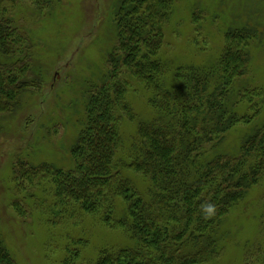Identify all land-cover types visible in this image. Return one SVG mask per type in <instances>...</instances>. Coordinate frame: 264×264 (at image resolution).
<instances>
[{"label":"trees","instance_id":"16d2710c","mask_svg":"<svg viewBox=\"0 0 264 264\" xmlns=\"http://www.w3.org/2000/svg\"><path fill=\"white\" fill-rule=\"evenodd\" d=\"M25 1L42 11L59 0H0V118L19 110L24 95L41 85L31 39L14 19ZM173 4L117 0L116 44L99 84L82 93L72 166L22 159L13 166L19 198L13 206L20 216L26 215L20 198L48 188L50 223L63 222L70 210L81 211L128 236L126 247L102 248L95 264H208L222 252L225 218L264 179V125L243 137L237 154L220 151L230 131L258 113L260 102L253 104L252 93L233 90L246 69L247 52L239 49L244 38L229 32L217 66H180L167 83L160 54ZM131 81L151 93L154 117L138 123L125 152L122 122L136 120L127 100ZM127 172L141 176L147 188L139 189ZM209 204L211 214L202 207ZM74 252L67 250L61 263L74 264ZM0 264H16L1 237Z\"/></svg>","mask_w":264,"mask_h":264},{"label":"rangeland","instance_id":"374dc122","mask_svg":"<svg viewBox=\"0 0 264 264\" xmlns=\"http://www.w3.org/2000/svg\"><path fill=\"white\" fill-rule=\"evenodd\" d=\"M116 2L59 0L41 11L25 1L14 10L16 24L31 39L34 75L41 79L38 89L24 95L19 110L0 118V237L16 264H63L67 250L75 251L74 264H95L102 248L130 243L120 230L81 211L70 210L63 222L50 223L47 210L53 198L48 188L31 189L20 198L25 216L13 206L19 199L12 176L17 160L64 169L72 166L71 148L83 114L82 93L91 83L99 84L108 69L106 57L116 44ZM229 32L244 38L239 49L247 52L245 72L235 80L233 90L246 89L254 96L253 104L260 102L258 113L250 115L255 118L231 130L220 148L235 155L243 137L264 125V0H174L160 55L170 83L180 66H217ZM150 95L131 81L127 100L136 120L122 122L125 152L138 123L154 117ZM127 175L139 189L147 188L141 176ZM220 231L222 252L208 264H264V179L230 211Z\"/></svg>","mask_w":264,"mask_h":264},{"label":"clouds","instance_id":"9594fccd","mask_svg":"<svg viewBox=\"0 0 264 264\" xmlns=\"http://www.w3.org/2000/svg\"><path fill=\"white\" fill-rule=\"evenodd\" d=\"M204 208V211L207 213V214H211L213 211H214V208L212 205H206V206H202Z\"/></svg>","mask_w":264,"mask_h":264}]
</instances>
